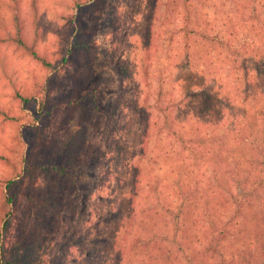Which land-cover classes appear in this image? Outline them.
<instances>
[{
	"label": "trees",
	"instance_id": "obj_1",
	"mask_svg": "<svg viewBox=\"0 0 264 264\" xmlns=\"http://www.w3.org/2000/svg\"><path fill=\"white\" fill-rule=\"evenodd\" d=\"M23 1L0 5V74L9 78L3 50L11 49L37 63L44 76L13 90L19 114L0 104V118L14 127L8 151L0 155L7 169L0 179V264L43 263L44 219L60 215L58 201L80 168L85 132L105 115L96 92V36L107 0L67 5L72 11L62 15L66 32L56 54L40 48L43 0H29L27 12ZM170 2L174 12L184 7L190 41L186 58H177L181 95L162 102L160 89L135 104L144 123L140 157L152 156L159 168L145 172L136 165L109 232L108 257L112 264H264V0H233L231 12L215 0ZM159 11L154 7L145 23L140 44L147 49L136 50L133 59L144 79L145 63L157 53L151 48L158 41L153 21ZM71 70L72 86L60 96L62 76ZM130 70L121 65L124 78ZM149 109L163 114L164 122L151 121ZM59 117L64 124L53 132ZM162 125L175 138L169 148L154 131ZM24 203L38 212L11 240Z\"/></svg>",
	"mask_w": 264,
	"mask_h": 264
},
{
	"label": "rangeland",
	"instance_id": "obj_2",
	"mask_svg": "<svg viewBox=\"0 0 264 264\" xmlns=\"http://www.w3.org/2000/svg\"><path fill=\"white\" fill-rule=\"evenodd\" d=\"M215 1L219 5L226 4V10L231 12L233 0ZM169 3L170 0L106 1L96 36L99 54L96 92L99 101L104 104L105 115L101 120L94 118L85 132L86 141L81 149L75 183L72 179L67 181L62 191L63 198L58 201L57 208H62L60 215L44 219L46 228L42 264H112L106 243L114 225L113 220L118 216L119 202L129 190L133 171L136 165L145 172L153 170L154 173L159 168L152 156L146 160L140 157V132L144 123L135 104H142L139 100V97L143 98L141 95L156 94L160 89L166 94L162 102H167L169 94L181 95L175 84V78L181 71L177 58H186L190 41L183 30L181 13L184 7L180 5L178 11L174 12ZM71 4L72 0H43L41 51L56 54L57 45L66 32L62 15L72 11L67 6ZM23 6L27 12L29 0H24ZM154 7L160 9L153 21L158 41L151 48L157 53L145 63L149 67V79H144L136 75L138 69L135 70L133 59L136 50L147 49L140 42L145 23ZM3 54L8 58V75L11 79L0 74V104L7 106L11 113L19 114L20 107L12 99L13 90L32 86L44 76V72L37 63L17 56L11 49L3 50ZM124 62L130 65L131 75L128 78L121 74ZM230 76L233 82V75ZM73 79V70L63 74L62 86L57 94H67ZM149 116L153 122L164 118L156 109H149ZM63 124L64 119L59 117L54 120L51 130L56 132ZM13 128L12 124L0 118V155L8 151ZM154 131L168 148L174 144L175 138L167 133L164 125L154 128ZM155 141L154 138L150 143L151 149L157 144ZM6 170L0 159V179ZM26 205L24 203L14 219L11 240L23 235L24 229L29 228L31 220L36 217V205ZM169 239H173L172 236ZM168 243L169 246H177L176 243ZM222 253L226 257L231 256L229 251Z\"/></svg>",
	"mask_w": 264,
	"mask_h": 264
}]
</instances>
